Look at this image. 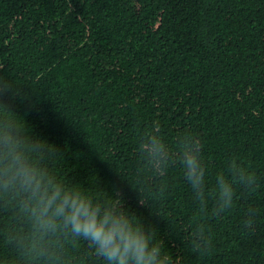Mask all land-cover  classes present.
<instances>
[{
	"label": "trees",
	"instance_id": "1",
	"mask_svg": "<svg viewBox=\"0 0 264 264\" xmlns=\"http://www.w3.org/2000/svg\"><path fill=\"white\" fill-rule=\"evenodd\" d=\"M0 77L18 90L13 114L50 146L48 171L101 202L119 189L172 264H264V0H0ZM153 124L173 148L181 133L199 138L209 194L231 159L255 191L237 185L230 212L201 216L178 161L145 190L136 146ZM198 222L207 252L191 244ZM14 223L0 206V264H14ZM69 257L102 264L85 241Z\"/></svg>",
	"mask_w": 264,
	"mask_h": 264
},
{
	"label": "clouds",
	"instance_id": "2",
	"mask_svg": "<svg viewBox=\"0 0 264 264\" xmlns=\"http://www.w3.org/2000/svg\"><path fill=\"white\" fill-rule=\"evenodd\" d=\"M15 95L14 85L0 77V206L10 210L15 221L3 233L4 244L14 253V264H76L69 248L79 241H85L90 254L102 258V264H172L156 232L124 207L119 189L101 202L48 171L43 161L50 146L33 137L13 114L6 98ZM136 155V182L149 192L178 161L201 216L225 215L233 208L237 185L247 192L255 191L257 185L256 175L231 159L227 176L218 173L213 192H206L202 145L190 131L179 134L173 148L158 125L148 126L138 136ZM210 195L214 198L211 210ZM139 203L147 205L141 195ZM254 217L255 211L249 209L242 221L246 230L253 229ZM191 244L197 251L209 250L204 223L193 227Z\"/></svg>",
	"mask_w": 264,
	"mask_h": 264
}]
</instances>
